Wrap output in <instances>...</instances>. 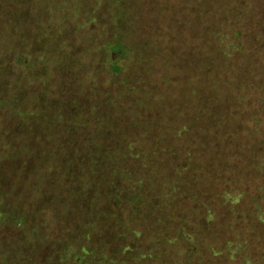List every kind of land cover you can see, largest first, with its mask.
<instances>
[{
	"label": "trees",
	"instance_id": "obj_1",
	"mask_svg": "<svg viewBox=\"0 0 264 264\" xmlns=\"http://www.w3.org/2000/svg\"><path fill=\"white\" fill-rule=\"evenodd\" d=\"M0 28V264H188L221 213L264 223V0H0Z\"/></svg>",
	"mask_w": 264,
	"mask_h": 264
},
{
	"label": "rangeland",
	"instance_id": "obj_2",
	"mask_svg": "<svg viewBox=\"0 0 264 264\" xmlns=\"http://www.w3.org/2000/svg\"><path fill=\"white\" fill-rule=\"evenodd\" d=\"M3 22V21H2ZM2 31H5V28H0ZM6 115V114H5ZM0 113V119H2V123L0 125V139L3 137V132H8L10 130H15V132L18 133L19 130L16 129V123L15 121H7V116H5ZM4 116V118H2ZM21 136V135H20ZM2 155V148L0 147V156ZM2 172H0L1 175ZM24 187L21 186L17 190V194L20 195L23 193ZM244 213L246 214L247 211L245 209ZM263 211H264V201H263ZM221 213V220L217 225H215L214 228H209L205 231L203 237H205L204 240V246L198 251L195 250L194 254L191 257H187V261L185 258H183V261L188 264H252V260L249 257H242V254H247L251 258H253L254 264H264V223H260L255 225L253 221L248 219L249 215H246V221L241 223V226H238V231L232 233L229 230H226V228L222 229V226H226L230 224V213L225 212ZM260 217L262 218V221L264 222V213L261 211L259 212ZM231 226V224H230ZM231 229V228H230ZM243 233V238L238 236V232ZM15 231L12 230V227H9L8 225H4L0 227V242L6 240L8 241L10 238L13 239V237L16 235ZM224 234H228V239L231 240H237L240 242H244L247 240V244L243 245L242 243H230L228 244L226 248V243L222 244L221 247L218 246V244H214L222 253L218 257H212V253L209 250L208 246H211L213 243L212 241L217 238L218 240H222L220 237L224 236ZM32 237L30 240H33ZM216 240V239H215ZM15 241V240H14ZM5 243V242H4ZM188 252V249L185 245L180 246L179 248L175 249H169L168 252L170 254V257L168 260H172L173 263L177 262L179 260V254H182L181 252ZM43 252V251H41ZM179 252V253H178ZM230 252V253H229ZM132 253H137L135 251H132ZM45 253H43L42 256H39V258H43ZM183 255V254H182ZM178 256V258H177ZM144 257V256H143ZM137 258V257H136ZM243 258V259H242ZM38 259V257L36 258ZM40 260V259H39ZM38 260V261H39ZM138 260V259H137ZM242 261V262H241ZM88 262H94L95 264H104L106 262V258L103 256H100V254H93L89 257ZM109 264H120L119 261H109ZM176 264H183L182 260L179 263Z\"/></svg>",
	"mask_w": 264,
	"mask_h": 264
}]
</instances>
